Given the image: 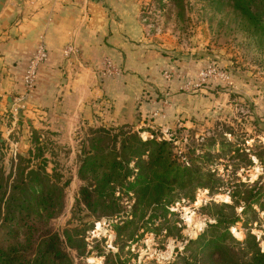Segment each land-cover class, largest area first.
I'll return each mask as SVG.
<instances>
[{"label": "rangeland", "instance_id": "rangeland-1", "mask_svg": "<svg viewBox=\"0 0 264 264\" xmlns=\"http://www.w3.org/2000/svg\"><path fill=\"white\" fill-rule=\"evenodd\" d=\"M128 1L132 8L128 18L137 20L140 27L136 44L144 46V58L149 63L144 73L154 80H144L143 95L154 97L158 105H163L157 107L170 117L163 129L147 125L148 117L145 123H125L126 129L137 132L143 140L153 136L157 141L172 138V151L180 161L193 160L201 173L212 172L215 179L212 189L197 188L193 200L182 198L170 206L175 214L168 215L169 228L175 231L176 225L182 237L164 236L165 229L159 235H139L140 230L130 236V227L118 237L114 226L118 218L96 217L77 201L83 184L77 174L79 155L83 144L87 145L90 129L116 128L123 123H111L97 113L88 117L81 113L73 118L66 110L32 115L29 111L35 107L49 110L42 107L35 94L40 76L31 95L23 94L17 74L13 88L0 94V164L4 174L10 175L9 184L19 158L29 157L28 151L34 146L31 132L35 129L47 148L45 157L50 159L46 170L55 168L61 183L68 180L63 208L47 221L48 226L60 234L65 229H79L87 242L83 256L66 247L74 264H101L102 255L108 253L117 254L119 264H202L188 258L190 251L184 249L185 240L196 238L207 224L215 222L220 212L239 215V221L230 227L235 238L242 240L251 233L264 249L263 213L257 205H252L254 212L242 211V197L250 185L264 184V28L255 25L232 0ZM6 51L0 40V57L8 55ZM118 66L123 75V65ZM207 66L228 73V82L212 79L201 87L184 86L185 81L194 79L198 70ZM144 73L139 76L144 78ZM24 166L25 161L21 164ZM6 195L0 198V205ZM122 201L129 210L132 196L123 197ZM223 203L233 204V208H220ZM28 219L27 226L43 225L36 211ZM16 228L0 225V246L7 248L13 243L14 235L8 231ZM23 236L18 234L19 238Z\"/></svg>", "mask_w": 264, "mask_h": 264}, {"label": "trees", "instance_id": "trees-1", "mask_svg": "<svg viewBox=\"0 0 264 264\" xmlns=\"http://www.w3.org/2000/svg\"><path fill=\"white\" fill-rule=\"evenodd\" d=\"M232 1L255 25L264 28V0ZM126 128L128 125L123 123L116 128L90 129L87 145L83 144L79 155L77 174L83 184L77 201L96 217L118 218L114 224L118 237L129 227L130 236L140 230L139 235L147 232L159 235L165 229L164 236L182 237L176 225L175 231L169 228L168 215L175 214L170 206L182 198L193 200L197 188L212 189L213 173H201L193 160L180 161L172 151V138L157 141L153 136L143 140L137 132ZM31 133L34 146L28 151V158H19L10 184V175L4 174L0 164V198L7 194L0 205V225L18 226L8 231L14 235L13 243L7 248L0 246V264H74L66 247L79 256L85 254L87 242L81 231L72 228L60 234L47 222L62 210L68 180L61 183V175L55 168L51 172L46 170L50 162L45 157L47 148L37 130ZM23 161L27 166L21 167ZM30 164L35 166L30 168ZM128 195L133 202L126 210L122 199ZM242 200V211L254 212L252 205H257L264 219L263 183L250 185ZM223 206L233 208V204L223 203L220 208ZM33 211L42 218V226H27ZM238 221L237 214H217L215 222L207 224L196 238L185 240L184 249L190 251L188 258L202 264H264V249L255 235L248 233L240 240L231 234L230 227ZM19 233L24 234L23 238L18 237ZM102 256L101 264H119L117 254Z\"/></svg>", "mask_w": 264, "mask_h": 264}, {"label": "crops", "instance_id": "crops-1", "mask_svg": "<svg viewBox=\"0 0 264 264\" xmlns=\"http://www.w3.org/2000/svg\"><path fill=\"white\" fill-rule=\"evenodd\" d=\"M131 11L128 0H0V40L8 54L0 57V94L13 88L16 74L21 80L42 36L48 57L39 70L35 94L49 110L35 107L36 113H29L66 110L73 118L97 113L115 124L145 123L148 117L147 125L163 129L170 115L159 109L163 105L154 97L143 95L144 80H154L144 73L149 63L144 46L136 44L140 27L128 18ZM67 44L73 50L64 55ZM105 56L123 65L121 78L102 76L99 64ZM157 108V116L149 114Z\"/></svg>", "mask_w": 264, "mask_h": 264}, {"label": "built area", "instance_id": "built-area-1", "mask_svg": "<svg viewBox=\"0 0 264 264\" xmlns=\"http://www.w3.org/2000/svg\"><path fill=\"white\" fill-rule=\"evenodd\" d=\"M73 50L71 45L67 44L63 49L64 55H69ZM48 57V49L44 40V37L40 36L36 41L32 52L27 60L21 76V85L23 94L28 96L31 95L32 90L35 88L39 81V70L46 62ZM102 74L105 77L117 78L121 75L122 71L120 66L110 57L105 56L102 59ZM169 73H166V77ZM217 79L221 81L229 80V74L216 68L215 66H207L198 70L196 77L185 81L184 86L188 87H201L204 83ZM24 97V96H23ZM160 110L157 108L153 110L152 115L157 116Z\"/></svg>", "mask_w": 264, "mask_h": 264}, {"label": "water", "instance_id": "water-1", "mask_svg": "<svg viewBox=\"0 0 264 264\" xmlns=\"http://www.w3.org/2000/svg\"><path fill=\"white\" fill-rule=\"evenodd\" d=\"M0 99H1V96H0Z\"/></svg>", "mask_w": 264, "mask_h": 264}]
</instances>
